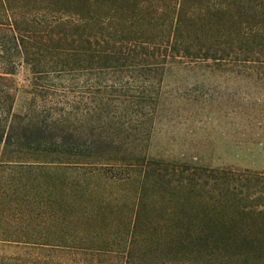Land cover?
Returning <instances> with one entry per match:
<instances>
[{"label": "trees", "instance_id": "1", "mask_svg": "<svg viewBox=\"0 0 264 264\" xmlns=\"http://www.w3.org/2000/svg\"><path fill=\"white\" fill-rule=\"evenodd\" d=\"M219 65L264 86V0H0V264H264V171L151 155Z\"/></svg>", "mask_w": 264, "mask_h": 264}, {"label": "rangeland", "instance_id": "2", "mask_svg": "<svg viewBox=\"0 0 264 264\" xmlns=\"http://www.w3.org/2000/svg\"><path fill=\"white\" fill-rule=\"evenodd\" d=\"M240 67L177 69L165 82L151 155L264 171V86ZM27 71L12 76L14 110L28 106Z\"/></svg>", "mask_w": 264, "mask_h": 264}]
</instances>
